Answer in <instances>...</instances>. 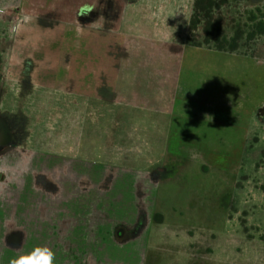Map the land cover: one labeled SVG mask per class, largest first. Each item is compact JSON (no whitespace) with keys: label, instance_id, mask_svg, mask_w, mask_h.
<instances>
[{"label":"rangeland","instance_id":"1","mask_svg":"<svg viewBox=\"0 0 264 264\" xmlns=\"http://www.w3.org/2000/svg\"><path fill=\"white\" fill-rule=\"evenodd\" d=\"M194 2L0 0L3 264H264V40L190 45Z\"/></svg>","mask_w":264,"mask_h":264},{"label":"trees","instance_id":"2","mask_svg":"<svg viewBox=\"0 0 264 264\" xmlns=\"http://www.w3.org/2000/svg\"><path fill=\"white\" fill-rule=\"evenodd\" d=\"M195 0L188 41L195 47L255 55L264 40V3Z\"/></svg>","mask_w":264,"mask_h":264},{"label":"clouds","instance_id":"3","mask_svg":"<svg viewBox=\"0 0 264 264\" xmlns=\"http://www.w3.org/2000/svg\"><path fill=\"white\" fill-rule=\"evenodd\" d=\"M55 253L47 246H37L31 252L19 254L9 264H54Z\"/></svg>","mask_w":264,"mask_h":264},{"label":"flooded vegetation","instance_id":"4","mask_svg":"<svg viewBox=\"0 0 264 264\" xmlns=\"http://www.w3.org/2000/svg\"><path fill=\"white\" fill-rule=\"evenodd\" d=\"M93 9H95V8H93ZM80 10H81V12H80V18L79 19L77 18V22L80 25L86 26V24H88L89 22H92L93 21V20H91L92 19L91 16L93 15V12L90 11L89 8H84V7H80ZM98 14H100L99 11H98ZM6 130H4V131L3 130H0V132L2 131V133H1L2 135L1 136H3V137H1V139L4 140V141L11 142V140H12L11 137L13 136V133L9 129V130H7V134H6V132H5ZM118 232H119L118 233V236L121 238V240L126 239L125 238L126 232H125L124 228H123V230L121 229Z\"/></svg>","mask_w":264,"mask_h":264},{"label":"crops","instance_id":"5","mask_svg":"<svg viewBox=\"0 0 264 264\" xmlns=\"http://www.w3.org/2000/svg\"><path fill=\"white\" fill-rule=\"evenodd\" d=\"M15 5V4H14ZM14 5H12L11 7H13ZM18 8V12L20 11L21 12V6L18 4V5H16ZM16 9V10H17ZM8 11V9L7 10H5V12H7ZM98 11H99V9H98ZM4 12V13H5ZM100 12V11H99ZM100 15V14H99ZM98 18V17H97ZM88 27H90V25H89V23L88 24H86ZM100 30V26H98V28H97V31H99ZM103 57V55L102 54H100V51H98V52H95V54L94 55H90L89 56V58H91V59H97V67L95 68V67H93V66H91V67H88V68H90L89 69V71H87L88 72V74H92V73H94V69H96L97 70V73H96V75H99L100 76V71H98V66H99V61H100V59ZM90 70H92V71H90ZM192 72V71H191ZM100 82V81H99ZM101 87H100V84H99V87H98V90L100 89ZM100 92V91H99ZM211 99V98H210ZM128 102H130V101H128ZM156 105V104H155ZM129 106H132V105H129ZM134 106H138V105H134ZM190 197H185V198H182V200H181V203L183 204V207L181 208L182 210H184V209H188V207H190V206H193L192 205V203H193V199H189ZM177 207H174V209H176ZM197 210V209H196ZM105 214L106 213H104V218H106V216H105ZM0 264H3V262L2 261H0Z\"/></svg>","mask_w":264,"mask_h":264},{"label":"water","instance_id":"6","mask_svg":"<svg viewBox=\"0 0 264 264\" xmlns=\"http://www.w3.org/2000/svg\"><path fill=\"white\" fill-rule=\"evenodd\" d=\"M1 135H2V134L0 133V145H1V146L4 145V146L6 147V146L8 145L9 142H8V141H4V140H2L1 137H3V136H1ZM4 146H3V147H4Z\"/></svg>","mask_w":264,"mask_h":264}]
</instances>
